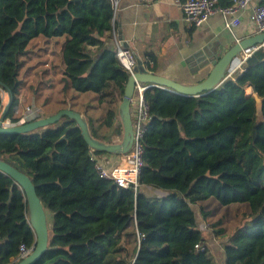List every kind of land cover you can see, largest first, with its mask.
<instances>
[{"label":"trees","instance_id":"obj_1","mask_svg":"<svg viewBox=\"0 0 264 264\" xmlns=\"http://www.w3.org/2000/svg\"><path fill=\"white\" fill-rule=\"evenodd\" d=\"M113 17L111 0H0V82L14 99L6 119L19 121L29 92L43 117L70 109L94 139L114 143L130 74L106 43ZM34 56L43 68L32 88L26 64ZM144 98L136 189L98 177L73 120L0 134V159L30 178L53 216L47 250L33 264H215L209 234L226 238L224 264H264V46L208 94L150 87ZM1 192L0 264H15L19 245L34 247L35 234L23 190L0 172Z\"/></svg>","mask_w":264,"mask_h":264},{"label":"crops","instance_id":"obj_2","mask_svg":"<svg viewBox=\"0 0 264 264\" xmlns=\"http://www.w3.org/2000/svg\"><path fill=\"white\" fill-rule=\"evenodd\" d=\"M117 1L112 22L114 31L107 45L115 49L118 45L127 47L137 64L182 84L195 83L193 78L203 75L205 62H211L209 58L216 57L221 51L226 52L236 42L256 34L250 21L251 11L242 17L241 24L231 34L224 29L218 14L199 27L185 23L181 9L184 0H156L150 5L136 0ZM263 2L253 0L252 4ZM149 56L154 58L152 65ZM245 92L249 94L251 90L248 88ZM98 158L110 168L120 162L121 156L102 154ZM203 226L200 224V229ZM205 232L208 233V230ZM211 239L214 241L213 237ZM207 242L210 243L209 238Z\"/></svg>","mask_w":264,"mask_h":264},{"label":"water","instance_id":"obj_3","mask_svg":"<svg viewBox=\"0 0 264 264\" xmlns=\"http://www.w3.org/2000/svg\"><path fill=\"white\" fill-rule=\"evenodd\" d=\"M75 1V0H74ZM264 46V32L257 33L251 37L244 38L233 44L226 52L218 53L216 57L209 58L205 62V69L201 77L195 76L193 84H182L168 79L162 75L153 73L142 64H137L133 69V74L129 75L123 89L122 99L118 105V116L122 126V136L118 143H105L94 139L89 132L86 120L79 113L70 109H61L56 113L40 117L35 120L12 126H3L6 115L14 101L11 90L0 82V86L8 94L9 101L0 116V134L17 135L34 132L52 125H55L63 118H68L76 123L80 129V135L84 143L94 151L104 152L111 155H125L130 148L132 135L130 99L132 97L136 82L144 83L150 87H159L174 94L185 97H197L205 95L219 87L229 74L243 60L244 53L251 52L255 48ZM255 109L258 116L262 115V99L254 96ZM63 138V137H62ZM0 172L12 178L23 190L26 204L28 221L35 234V245L33 250L25 258L15 264H33L47 250L49 229L47 225L46 210L38 198L35 187L30 178L9 163L0 159Z\"/></svg>","mask_w":264,"mask_h":264},{"label":"built area","instance_id":"obj_4","mask_svg":"<svg viewBox=\"0 0 264 264\" xmlns=\"http://www.w3.org/2000/svg\"><path fill=\"white\" fill-rule=\"evenodd\" d=\"M144 5H150L156 0H136ZM253 0H184L181 4L183 12V21L193 27H199L205 23L211 16L220 15L223 21L224 29L234 34V30L241 24L242 17L251 11L250 21L255 27L256 34L264 32V4L253 5ZM113 10H116L118 1L111 0ZM113 22V19H112ZM238 41V40H237ZM257 48L251 52L244 53L242 62L232 69L229 77L236 70H240L242 63ZM115 57L130 75L137 65L136 59L125 46L118 45L115 49ZM152 65V61H149ZM150 88L149 85L136 82L132 97L130 99V113L132 135L129 151L125 155H120L121 159L117 165L106 167L95 154L93 149L89 150V159L93 162V167L100 179L112 181L118 188H128L138 186L137 179L143 166L144 147L142 138L146 132L149 121V105L144 98V92ZM132 110V112H131ZM40 109L36 107H27L22 113L21 118L15 124L5 119L3 126H12L23 124L37 118H40ZM205 245H195L196 249H202ZM32 248H27L20 244L18 248L17 260L25 258L31 253Z\"/></svg>","mask_w":264,"mask_h":264},{"label":"rangeland","instance_id":"obj_5","mask_svg":"<svg viewBox=\"0 0 264 264\" xmlns=\"http://www.w3.org/2000/svg\"><path fill=\"white\" fill-rule=\"evenodd\" d=\"M26 67L28 69H30V71H31V74H30L29 79H28V83H29V85H31L32 88H34L33 81L35 82V79L38 78L40 71L42 70L43 67L39 66L38 59L35 56L30 61L27 62ZM0 99H1V110H0V116H1V114L3 113L6 105L8 104V101H9L8 94L5 91L0 90ZM19 105H20V110L22 113L25 112L27 107L34 106L37 108V110L40 109L41 115L43 117L44 109H42L41 103L37 102L31 93H29V92L25 93L22 96V98L20 99ZM131 112H132V110H131ZM116 120L121 125V122H120L118 115L116 117ZM121 129H122V126H121ZM121 136L120 137L115 136L113 138L112 142H114V143L120 142ZM0 199H2V200L5 199V193L1 192ZM194 209H197V207H195ZM46 218H47L48 228L50 229L51 225H52V218H53L52 213H50L49 211H46ZM198 219H199L198 225L204 224L203 221L201 220L200 216L198 217ZM208 233H210V229H208ZM3 235H4V232H0V238H2ZM211 235L212 234H209V242L210 243H208V242L206 243V246H208L210 248V255H211L215 264H224V254H223L222 246L225 244L226 238L216 239ZM212 237L214 238V241L211 239Z\"/></svg>","mask_w":264,"mask_h":264}]
</instances>
